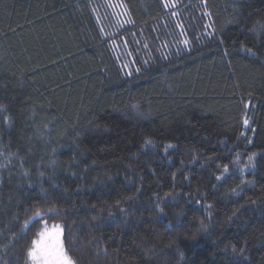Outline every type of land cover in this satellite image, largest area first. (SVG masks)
I'll return each mask as SVG.
<instances>
[{"label":"trees","instance_id":"obj_1","mask_svg":"<svg viewBox=\"0 0 264 264\" xmlns=\"http://www.w3.org/2000/svg\"><path fill=\"white\" fill-rule=\"evenodd\" d=\"M116 2L131 21L120 28L107 0H0V102L14 118L11 129L0 119V142L35 153L24 164L30 177L15 159L0 170V264H28L45 222L63 228L78 264H234L232 246L245 243L243 264H264V67L238 47L255 42L248 29L264 24V0H180L176 17L162 0ZM179 33L186 48L173 47ZM115 40L133 54L141 44L130 74ZM32 109L35 126H49L47 145L25 126ZM147 138L155 147L142 148ZM252 153L255 167L241 173Z\"/></svg>","mask_w":264,"mask_h":264},{"label":"snow or ice","instance_id":"obj_2","mask_svg":"<svg viewBox=\"0 0 264 264\" xmlns=\"http://www.w3.org/2000/svg\"><path fill=\"white\" fill-rule=\"evenodd\" d=\"M240 0H234V5L239 4ZM169 3H165L164 7H169ZM171 6H175L173 3ZM173 15H176L175 12L172 13ZM205 15H211L210 13H205ZM128 22H131L130 20ZM233 21H229L228 23H232ZM208 27H212V25H208ZM249 33L254 36L255 42H238L236 40L232 41V45H237L239 47V51L246 53L247 57L253 62H259L261 64V67H264V24L260 22H256L250 29H248ZM215 30H213L212 33H209V35H214ZM187 44V41L184 42ZM220 44L224 43V39L221 38L219 40ZM224 55L228 56L229 53L227 49L224 51ZM147 63V62H146ZM139 71V69H137ZM130 74V73H129ZM7 88V83L3 81V77H0V90L6 89ZM13 100L16 99L15 96L12 97ZM23 103H28L27 101H23ZM132 109L139 115L143 116L144 113L140 112V107L139 105H132ZM246 108L248 107L247 105L245 106ZM12 107L10 104L0 102V119H2V122L4 125H6L9 129H11L14 126V118L11 113ZM21 112L23 114L24 109H21ZM35 119H36V110L32 109L31 113L29 115H26L24 118V123L25 126H27L28 122H31L33 125L32 131H33V136L35 137L36 140L42 141L44 145H47L49 143V140L46 139L48 135H50V129L49 126L46 124L44 125L43 128L36 127L35 126ZM243 126L246 130L249 131H254V129H251L249 126V117L247 116V113H245V116L242 120ZM241 135L243 136L244 133L242 132ZM29 143L32 141V137H29ZM252 141L249 140V143ZM149 147H155L154 141L150 138H147L144 140V143L142 145V148L147 149ZM175 147L172 144H167L164 146V152L167 153L170 148ZM57 154V149L52 148L51 150V156L49 157L47 167L51 169V174L47 175V179L51 180L54 178L55 173H56V167H57V160L54 158ZM35 153L33 152L32 148H29L25 156H21L19 152H9L7 151L3 146L2 142H0V170H7L10 165H12L13 160H17L19 162L20 166V173L24 177H30L31 175V169L30 168H25L24 164L26 162V159L28 156H34ZM256 153H252L251 155L247 156V163L243 165V167L240 168V172L243 173L246 169L249 167L254 168V159L256 157ZM239 157L240 153H237V158L236 160L233 161L234 164L239 163ZM73 160H75V156H73ZM41 162H43V157H41ZM37 173H38V178L42 179L46 176L45 171L40 170V164L36 165ZM229 172V166L224 165L223 166V172L221 175L217 176L216 179L222 180L225 178L224 174H227ZM73 175H76L73 173ZM110 179V177H109ZM252 181H241V184H251ZM0 184H2V178H0ZM56 185H53L55 187ZM238 188L240 187L239 185L237 186ZM139 191V189H137ZM242 191V189H241ZM232 192L234 194H239L237 192L236 188L232 189ZM166 195H171V193H168ZM128 201L132 200V197L126 198ZM251 203H255V201H250ZM121 201L117 200L116 204L119 206ZM207 209H211L212 205L207 204L205 206ZM240 207H243L241 205ZM157 209L159 210L160 213L164 212V209L160 207L159 204H157ZM239 208H237L233 212V217H236L237 213L239 212ZM121 211H124L123 208H121ZM50 213L54 214L53 209H48L47 212H39L37 211L36 213L33 214V216L29 219L26 220L25 227L21 230L20 235H26L27 230L31 228L32 224L35 223L37 219H43L44 215H48ZM230 220L232 217L229 218ZM202 227H203V222H201ZM44 230L38 234L39 238L35 239L32 241L31 247L27 250L26 256L27 260L30 262V264H78V260L74 258L70 250L65 247L64 244V238H63V228L60 225H54L52 229H48L47 223H44L43 226ZM147 243V241H145ZM154 247V246H153ZM106 252V249H105ZM232 252L235 255V260L234 264H243V262L247 261L249 257L246 255L247 253V244L245 243L244 246L240 247L239 249L236 248L235 245L232 246Z\"/></svg>","mask_w":264,"mask_h":264},{"label":"rangeland","instance_id":"obj_3","mask_svg":"<svg viewBox=\"0 0 264 264\" xmlns=\"http://www.w3.org/2000/svg\"><path fill=\"white\" fill-rule=\"evenodd\" d=\"M163 4H165L166 2L169 3V7H165L166 10H168V12H170V14L174 17L178 16L179 12H180V0H162ZM108 5H106L105 3V7L107 8L108 11H110V13L114 14V26H117V28H120L121 26H124L128 23V17L127 14L125 13L124 9L121 7V5H119V3L116 2V0H107ZM175 4V6H171L172 4ZM175 12L176 15H173L172 13ZM182 27L179 26L177 27V32H181L182 33ZM178 41L173 45V47L175 49L178 48H186L187 44H185L184 42L186 41L185 36L180 35V33L178 34ZM176 37V36H175ZM114 48H115V55L117 57V59L120 61V63L123 65V67L125 68V71L127 73H130L131 68L130 66V62L133 59L134 55H141L143 54V49H141V44L138 40H136L135 42V46H134V54H133V50L125 44V42H118L117 40H115L114 42ZM178 46V47H177ZM145 50L147 48L148 51V47L147 45L144 46ZM167 51L169 52L170 49L169 47H167ZM54 225L53 224H47L48 229H52ZM44 230V228L42 227L41 229H39V232H42ZM38 234L36 235L35 239H38L39 236ZM28 264H30V262L28 261Z\"/></svg>","mask_w":264,"mask_h":264}]
</instances>
